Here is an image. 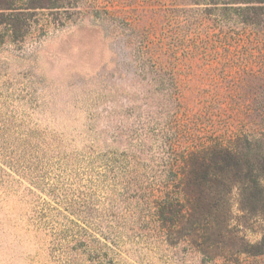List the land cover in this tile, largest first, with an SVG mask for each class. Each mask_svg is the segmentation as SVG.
I'll list each match as a JSON object with an SVG mask.
<instances>
[{
	"label": "rangeland",
	"instance_id": "rangeland-1",
	"mask_svg": "<svg viewBox=\"0 0 264 264\" xmlns=\"http://www.w3.org/2000/svg\"><path fill=\"white\" fill-rule=\"evenodd\" d=\"M226 151L264 189V0H0V264H264Z\"/></svg>",
	"mask_w": 264,
	"mask_h": 264
},
{
	"label": "trees",
	"instance_id": "trees-1",
	"mask_svg": "<svg viewBox=\"0 0 264 264\" xmlns=\"http://www.w3.org/2000/svg\"><path fill=\"white\" fill-rule=\"evenodd\" d=\"M227 162L228 164L225 166H221L220 169L224 170V172H226L225 175L229 176L231 174V172H239L241 174V171L243 170V162L240 160V158H238L235 154H232L231 152H223L222 156L219 158V160L216 162V164H220V162ZM208 167V166H207ZM206 166H202L201 168H199V170H203V169H207ZM199 170H195V169H190L189 173H188V180L189 183H187V186L189 188V190L191 189V187H196V186H204V185H209L210 183H212V180L209 179L210 176V170H206L204 171V173L199 174ZM250 172H248L247 175H240L239 173H233L234 177L238 178L239 180H247L245 183V188H250V189H255L256 191H258V195H262L264 194V189L261 187V171L259 172L258 169H249ZM198 171V173H197ZM203 172V171H202ZM196 175L195 179L194 176ZM223 177L224 181L226 180V178L229 180V177ZM242 176V177H241ZM247 178V179H246ZM248 186V187H247ZM180 199L175 198V197H169V198H165L164 201L159 204L158 206V213H160V218H163L165 221H169L170 217H168V215L175 217V218H182L181 221H186V223H188L190 225V228L192 229L193 234H197L200 232V230L204 227L203 226V222L206 220V215L204 212L201 211L200 213V208L197 207V203L196 201L192 198V195H189V197L187 196L186 199V206L187 209L184 211H182L181 213V208H182V204L179 201ZM257 201H260L259 199H257ZM180 205V210H175V207ZM227 205V201L226 199L222 198L220 200H216V202L212 205V201L209 202V210L208 212H210V216L211 218H213L214 216V211L218 212V214H222V213H226L227 212V208L225 207ZM226 211V212H225ZM224 220L226 219L225 217H223ZM218 221V219H217ZM226 226V225H225ZM193 237V235H191Z\"/></svg>",
	"mask_w": 264,
	"mask_h": 264
}]
</instances>
